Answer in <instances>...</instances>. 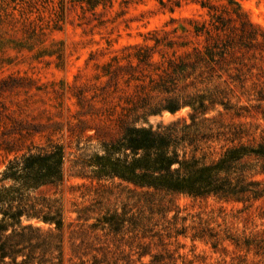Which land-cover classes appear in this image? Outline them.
<instances>
[{
    "label": "rangeland",
    "instance_id": "obj_1",
    "mask_svg": "<svg viewBox=\"0 0 264 264\" xmlns=\"http://www.w3.org/2000/svg\"><path fill=\"white\" fill-rule=\"evenodd\" d=\"M228 1L104 0L92 7L85 0H0V180L10 162L60 146L62 183L31 196L59 201L66 240L67 224L76 223L75 210L96 201L102 213L121 212L126 203L133 207L118 180L89 179L96 159L107 154L106 147L122 137L129 122L136 119L135 127H147L189 121L191 102L197 105L221 91L224 102L240 110L226 112L215 105L205 118L216 126L241 128L248 134L244 142L259 141L264 130V0H230L258 28L253 46L226 54L223 66L212 71L178 69L204 51L206 36L195 28L210 29L211 15L220 18L226 32L238 29ZM168 106L180 109L144 115ZM13 185L12 179L0 182V191ZM131 210L137 213V207ZM170 210L152 216L150 227L165 247L155 239L151 254H169L176 264H264V256L232 243L264 241L262 201L243 205L179 197ZM183 228L185 237L176 236ZM202 229L216 236L217 250L205 241H191ZM119 258L117 264H125ZM149 260L147 255L142 262Z\"/></svg>",
    "mask_w": 264,
    "mask_h": 264
},
{
    "label": "trees",
    "instance_id": "obj_2",
    "mask_svg": "<svg viewBox=\"0 0 264 264\" xmlns=\"http://www.w3.org/2000/svg\"><path fill=\"white\" fill-rule=\"evenodd\" d=\"M103 1L85 0L92 7ZM228 4L235 7L232 11L238 29L226 32L220 18L211 15L210 29L195 28L197 34L206 36L208 44L203 52L195 53L192 62L182 63L180 71H212L215 66H223L226 54L253 46L258 28L241 14L236 3L229 0ZM202 7L213 10L206 4ZM212 31L223 34L212 36ZM260 37V45H264V32L260 31ZM213 95L200 98L197 105L189 104V121L180 118L147 127H135L136 119L129 122L122 137L106 147L107 154L96 159V170L89 179L111 183L118 180L137 213L132 212L128 203L123 204L121 212L102 213L101 204L96 201L74 211L76 223L67 224L70 232L66 240L59 201L31 196L41 187L62 183V148L55 145L49 151L10 162L0 180L15 182L0 191V264H117L120 255L125 264H176L169 254L148 251L155 246V239L165 247L160 235L152 230V216L167 215L174 199L212 197L243 205L264 203V130L260 131L259 141L244 142L248 134L241 128L211 124L213 121L205 115L215 105H221L226 112L240 110L224 102V92L216 91ZM260 102L264 103V92H260ZM179 109L180 106L161 107L144 115H160L163 110L175 114ZM260 113L264 121V108H260ZM258 176L262 179L256 180ZM260 217L264 219V210ZM176 219L177 213L173 217ZM175 232L176 236L185 237L184 228ZM205 233L206 230H199L192 234L191 241H205L217 250L216 236ZM232 241L235 248L247 254L252 251L255 256H264V241ZM123 248L129 252L124 254ZM147 255L150 260L143 263Z\"/></svg>",
    "mask_w": 264,
    "mask_h": 264
}]
</instances>
